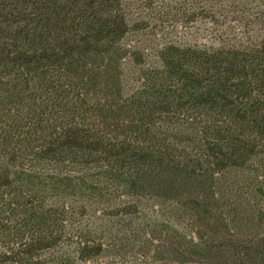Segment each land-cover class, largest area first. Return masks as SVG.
Returning <instances> with one entry per match:
<instances>
[{
    "label": "trees",
    "instance_id": "obj_1",
    "mask_svg": "<svg viewBox=\"0 0 264 264\" xmlns=\"http://www.w3.org/2000/svg\"><path fill=\"white\" fill-rule=\"evenodd\" d=\"M142 2L0 0V264H264V37L149 61Z\"/></svg>",
    "mask_w": 264,
    "mask_h": 264
},
{
    "label": "rangeland",
    "instance_id": "obj_2",
    "mask_svg": "<svg viewBox=\"0 0 264 264\" xmlns=\"http://www.w3.org/2000/svg\"><path fill=\"white\" fill-rule=\"evenodd\" d=\"M138 8L149 25L131 41L145 48L149 61L159 45L217 46L251 43L264 37V0H143ZM263 12V14H261ZM99 264H162L133 252L105 253Z\"/></svg>",
    "mask_w": 264,
    "mask_h": 264
}]
</instances>
